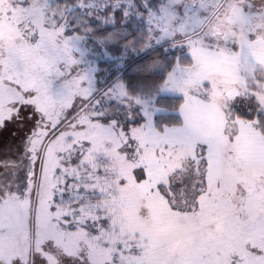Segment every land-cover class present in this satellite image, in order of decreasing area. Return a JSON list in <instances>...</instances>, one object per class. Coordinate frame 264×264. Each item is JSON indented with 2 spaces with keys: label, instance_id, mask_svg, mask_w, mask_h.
<instances>
[{
  "label": "snow or ice",
  "instance_id": "snow-or-ice-1",
  "mask_svg": "<svg viewBox=\"0 0 264 264\" xmlns=\"http://www.w3.org/2000/svg\"><path fill=\"white\" fill-rule=\"evenodd\" d=\"M77 6L86 10L78 2L67 11ZM247 18L250 35L264 33L251 13ZM5 19L25 24L0 11V25ZM56 19L64 26L62 47L25 49L0 35V132L23 130L0 150V264H264V110L244 118L233 108L238 97L255 101L256 91L231 88L216 74L197 85L224 93L229 123L244 121L254 142L244 152L227 130L216 136L200 127L209 97L188 87L187 77L165 78L167 90L184 97L174 110L121 103L109 90L105 102L114 103L102 106L91 74L71 59V40L82 27ZM24 30L30 45H40L35 24ZM212 31L196 40L210 53L225 48L232 56L235 41ZM165 38L196 50L188 32ZM237 63L255 83L244 46ZM120 157L135 165L123 175L113 170ZM150 199L167 207L166 221L152 213ZM117 206L165 223L182 250L122 227L108 213Z\"/></svg>",
  "mask_w": 264,
  "mask_h": 264
},
{
  "label": "rangeland",
  "instance_id": "rangeland-1",
  "mask_svg": "<svg viewBox=\"0 0 264 264\" xmlns=\"http://www.w3.org/2000/svg\"><path fill=\"white\" fill-rule=\"evenodd\" d=\"M78 2L85 5V11L79 6L71 12L67 11ZM0 11L5 16L25 21L20 28L10 25L6 19L0 25V35L6 42L17 46L22 44L25 49L40 48L45 43L53 48L62 47L64 26L56 17L82 27V32H78L71 40V59L80 64L77 71L85 75L91 74L94 90L101 99L102 106L111 107V103H114L105 102L104 97L109 90L121 103L141 105L145 110L151 111L156 108L159 96H183L182 93L167 90L170 86L165 84L166 76L171 74L174 81L187 77L184 83L188 87L209 97L207 109L200 117V127L216 136L223 135L226 130L229 135H235L238 152L254 146L244 127V121H241L240 127L229 123L224 93L197 85L209 74L219 75L231 88L256 91L257 105L252 107V100L238 97L233 104L234 111L237 107L252 114L254 108L264 110V80L259 77L264 73V33L250 35L247 18L251 13L259 21L255 28H264V0H75L74 4L60 0H28L23 7L21 0H0ZM189 16L192 17L191 20L187 19ZM90 20H99L101 28L110 27V33L96 36ZM197 20L202 23V27L197 25ZM28 21L40 29L43 37L40 45H30L26 39L24 29ZM127 25L134 26L135 32L132 33ZM209 29H213L211 34L218 38L235 41L229 45L232 56L225 48H221L218 53H210L207 47L202 46L201 41L196 40L197 36L208 35ZM177 32L191 34L196 45L195 52L189 53L186 47L174 45L170 38L161 40L162 36L170 37ZM130 34L132 36L128 38ZM241 46L245 49V59L251 62L248 76H253L254 73L255 83L238 67ZM141 57L148 58L141 61ZM168 63L172 65L169 70L166 68ZM129 70L164 73L165 77L158 83L155 92L135 95L124 76ZM156 110L167 111L161 107ZM104 122L107 123V120ZM12 132H16L18 138L23 130L12 126L10 131L0 132V150L18 142ZM134 166L120 157L118 169L113 170H118L123 175ZM140 195L144 196L146 193L141 192ZM147 206L153 214L166 221L168 213L165 205L150 199ZM108 213L124 228L140 232L144 236L167 240L174 251L183 248L182 241L169 236L165 223L150 222L146 216L140 215L139 208L133 212L127 207H109Z\"/></svg>",
  "mask_w": 264,
  "mask_h": 264
},
{
  "label": "trees",
  "instance_id": "trees-1",
  "mask_svg": "<svg viewBox=\"0 0 264 264\" xmlns=\"http://www.w3.org/2000/svg\"><path fill=\"white\" fill-rule=\"evenodd\" d=\"M61 2H67L69 4H74L75 0H60ZM93 19V18H91ZM91 21V20H90ZM91 26H93L92 30L96 36H105L110 33V27L101 28V23L99 20H92L90 23ZM120 25V24H118ZM128 26V25H127ZM128 29L131 30V32H135L134 26H128ZM104 32V33H103ZM132 36L131 34L128 36L130 38ZM158 54L159 51L157 50ZM148 58V57H147ZM147 58L141 57L140 60H147ZM140 61V62H141ZM171 64L168 63L167 70L171 68ZM127 82L128 87L130 88L131 92L135 95L142 94V93H148V92H155L158 88V83L161 82V80L164 79L165 74H156L152 73L151 71H126L124 74ZM260 79L262 78L264 80V73L262 75H259ZM144 86V88L142 87ZM183 96H159L157 99L158 103L157 105H161V108L166 109L167 111L174 110L175 108H178L183 105ZM257 105V102L252 101L250 106ZM236 113L244 118H251L252 113H250L248 110L242 109L241 107H237ZM157 121H159L160 117H156Z\"/></svg>",
  "mask_w": 264,
  "mask_h": 264
}]
</instances>
